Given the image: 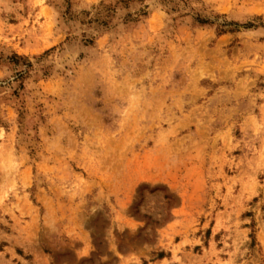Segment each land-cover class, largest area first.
<instances>
[{
  "label": "rangeland",
  "instance_id": "obj_1",
  "mask_svg": "<svg viewBox=\"0 0 264 264\" xmlns=\"http://www.w3.org/2000/svg\"><path fill=\"white\" fill-rule=\"evenodd\" d=\"M0 264H264V0H0Z\"/></svg>",
  "mask_w": 264,
  "mask_h": 264
},
{
  "label": "trees",
  "instance_id": "obj_2",
  "mask_svg": "<svg viewBox=\"0 0 264 264\" xmlns=\"http://www.w3.org/2000/svg\"><path fill=\"white\" fill-rule=\"evenodd\" d=\"M200 22H201V23H206V22H208V21L202 19Z\"/></svg>",
  "mask_w": 264,
  "mask_h": 264
}]
</instances>
